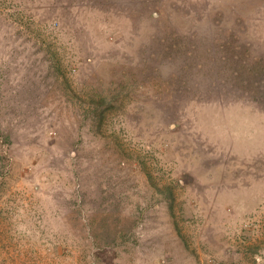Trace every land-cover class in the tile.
<instances>
[{
    "label": "rangeland",
    "instance_id": "rangeland-1",
    "mask_svg": "<svg viewBox=\"0 0 264 264\" xmlns=\"http://www.w3.org/2000/svg\"><path fill=\"white\" fill-rule=\"evenodd\" d=\"M229 35L264 0H0V264H264V90L182 67Z\"/></svg>",
    "mask_w": 264,
    "mask_h": 264
},
{
    "label": "trees",
    "instance_id": "trees-1",
    "mask_svg": "<svg viewBox=\"0 0 264 264\" xmlns=\"http://www.w3.org/2000/svg\"><path fill=\"white\" fill-rule=\"evenodd\" d=\"M229 37L230 35L220 36L215 39L218 42L215 46L221 54L220 58L212 56L211 60H208L209 63L202 61L201 51L196 49L186 51L182 59V67L185 69L184 79L187 81L194 73L203 69L205 72L203 75L211 74L218 78H231L236 83L241 82L239 89L258 100L264 90V54H255L253 45L249 41H239ZM205 47V53L213 48ZM227 93H233V90L229 89Z\"/></svg>",
    "mask_w": 264,
    "mask_h": 264
}]
</instances>
